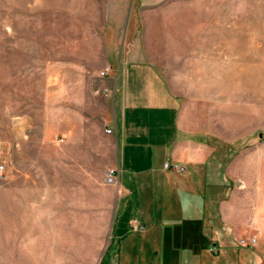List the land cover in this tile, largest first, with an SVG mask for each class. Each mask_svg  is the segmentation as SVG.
Listing matches in <instances>:
<instances>
[{
    "label": "rangeland",
    "instance_id": "374dc122",
    "mask_svg": "<svg viewBox=\"0 0 264 264\" xmlns=\"http://www.w3.org/2000/svg\"><path fill=\"white\" fill-rule=\"evenodd\" d=\"M129 46L177 94L193 141L210 148L196 175L234 176L219 181L216 202L232 190L242 229L224 227L220 213L192 228L189 206L146 224L127 184L104 183L119 169L99 73ZM10 258L264 264V0H0V259Z\"/></svg>",
    "mask_w": 264,
    "mask_h": 264
},
{
    "label": "crops",
    "instance_id": "0c3cea01",
    "mask_svg": "<svg viewBox=\"0 0 264 264\" xmlns=\"http://www.w3.org/2000/svg\"><path fill=\"white\" fill-rule=\"evenodd\" d=\"M104 66L103 70L108 69L105 96L111 100L105 120L112 132L103 136L113 143V164L119 169L116 176L120 187L127 184L136 193L130 211L144 214L142 217L148 224L156 212L169 214L173 210L179 214L180 207L189 206L190 213L184 219L192 222V228L199 227L200 222L202 227H212L215 220L211 214L220 213L224 227L242 229L244 217L234 204L232 190L226 199L216 202L217 184H231L234 176L196 175L198 166L209 163L211 150L193 141V129L183 123L180 100L166 80L152 64L141 60L135 47L120 50L115 57L108 56ZM165 161L178 162L186 172L165 170ZM239 178L244 184V176ZM202 214L208 216L200 219ZM144 227L141 232L146 238L147 225ZM29 262L41 264L36 259ZM0 264H21V261L0 259Z\"/></svg>",
    "mask_w": 264,
    "mask_h": 264
},
{
    "label": "built area",
    "instance_id": "2783aa9c",
    "mask_svg": "<svg viewBox=\"0 0 264 264\" xmlns=\"http://www.w3.org/2000/svg\"><path fill=\"white\" fill-rule=\"evenodd\" d=\"M107 72H108V69L102 70L100 71L99 75L103 77L107 74ZM105 132L107 134H110L112 130L111 128H106ZM163 168L167 171L174 172V173H184L185 172V167L179 164L178 162L165 161L163 163ZM103 180L106 185H110V186L116 185L117 183L116 170L108 168L104 173ZM131 228L136 231H143L145 229L144 225H142L140 222L136 220L132 223ZM250 241L255 242V239L250 240ZM242 243H244V240L242 241Z\"/></svg>",
    "mask_w": 264,
    "mask_h": 264
}]
</instances>
